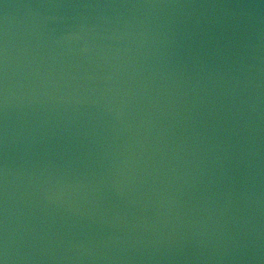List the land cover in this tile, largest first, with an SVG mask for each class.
I'll use <instances>...</instances> for the list:
<instances>
[{
  "label": "water",
  "instance_id": "95a60500",
  "mask_svg": "<svg viewBox=\"0 0 264 264\" xmlns=\"http://www.w3.org/2000/svg\"><path fill=\"white\" fill-rule=\"evenodd\" d=\"M0 264H264V0H0Z\"/></svg>",
  "mask_w": 264,
  "mask_h": 264
}]
</instances>
